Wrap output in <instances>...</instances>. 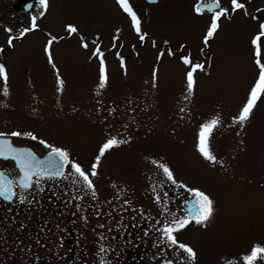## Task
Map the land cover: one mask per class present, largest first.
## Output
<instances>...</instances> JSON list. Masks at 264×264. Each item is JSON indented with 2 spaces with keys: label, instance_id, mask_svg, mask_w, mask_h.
Returning <instances> with one entry per match:
<instances>
[{
  "label": "rangeland",
  "instance_id": "374dc122",
  "mask_svg": "<svg viewBox=\"0 0 264 264\" xmlns=\"http://www.w3.org/2000/svg\"><path fill=\"white\" fill-rule=\"evenodd\" d=\"M18 1L0 0V64L8 75L7 81L0 76V133H31L36 140L11 137L35 146L39 140L57 145L89 175L108 139L126 141L100 157L97 175H90L95 195L67 164L55 194L56 227L46 216L39 223L41 246L48 237L55 245H65L70 189L79 216L91 210L107 173L113 177L115 172L149 171L146 166L156 172L157 163L166 164L187 188L213 200L215 223L209 242L200 244V264L218 261L219 253L228 257L254 244L264 246V94L248 121L234 122L260 71L253 39L264 19L246 10L263 6L264 0H240L245 8L236 11L231 0H221L229 13L207 44L214 11L197 13L199 0H163L143 23L157 42L164 39L167 44L155 46L148 39L136 51L131 17L119 0H48L40 13L21 10ZM68 25L78 31L70 33ZM53 37L50 63L46 49ZM183 44L184 50L177 51ZM184 57L192 63L186 64ZM259 59L264 63V37ZM195 64L203 68L193 73L195 86L189 92L187 73ZM102 67L108 75L104 88L99 87ZM213 118L219 119L209 137L215 163L198 150L201 126ZM17 203L15 198L8 207V222L14 225L9 245L27 246L33 242L37 218L32 206L15 213ZM178 207L177 201L166 200L164 214L174 218L171 209ZM17 233L28 242L12 239Z\"/></svg>",
  "mask_w": 264,
  "mask_h": 264
},
{
  "label": "flooded vegetation",
  "instance_id": "af4514ba",
  "mask_svg": "<svg viewBox=\"0 0 264 264\" xmlns=\"http://www.w3.org/2000/svg\"><path fill=\"white\" fill-rule=\"evenodd\" d=\"M143 1L140 3L134 0L132 6L141 22L140 31L137 32L131 20L134 35L131 46L135 51L137 45H145L148 39L155 46L164 47L167 44L164 43V39L157 42V38L144 26L151 8L163 0ZM16 5L19 8L18 3ZM32 11L37 13L43 11V6L39 5L38 0L33 1L31 10L27 12ZM246 11L249 16L264 19V5ZM141 12L144 15H141ZM141 36H144L143 40ZM185 45L183 44L177 51H183ZM202 55L207 53L202 51ZM7 137H10L14 145L27 146L37 155H43L51 150L40 142L38 146H35L19 143L11 136ZM52 148L60 147L55 145ZM146 168L149 171L115 172L113 177L111 173H107L105 180L97 188V199L91 203L92 207H88L91 210H86L79 216L76 214L73 192L70 189L66 196L65 245L63 247L55 245L51 237H48V242L41 246L39 233L42 216L50 218L49 221L53 219L51 226L56 227L55 219L58 209L55 194L56 189L61 186L62 177L49 175L33 177L34 181L39 182L34 183L33 187L24 193L28 199L24 203H20L17 199L18 203L13 210L15 213L20 215V212L32 206L33 214L37 218L35 226L33 225L36 235L32 238L33 245H9V228L14 225L13 222H8L12 214L8 207L15 198L11 202L0 198V264H200L201 257L198 250L202 242H209L210 229L215 223L213 214L204 224L193 221L187 228L175 233L179 243L187 244L196 251L197 258L194 262L186 252L179 249L178 245H171L166 241L161 243L162 234L159 229L165 225H173L176 219L189 217L184 206L185 201L193 196L188 191L184 195L183 191L190 188L181 187L184 184L177 179H174V183L159 167H156L158 168L156 172H152L151 167L146 166ZM0 171L7 173L10 177H18L20 173L15 161L10 157L7 159L0 157ZM117 175L122 177L121 180H116ZM137 177L139 180H136ZM17 191L20 190L17 189ZM158 196L159 200H157ZM166 200L177 201L179 204L178 211L176 208L171 209V212H175L174 218L164 214ZM95 202L96 205H94ZM58 215L62 216L59 212ZM79 217L81 220L77 219ZM191 226L192 229L189 228ZM14 237L22 244L24 241L28 242L25 235L21 237L17 233L11 238ZM189 237L192 238V244ZM101 248L104 251H101ZM252 248L253 246L249 250L235 251L228 257L219 253L218 261L206 264H245L243 258L250 254ZM255 264H264V259H258Z\"/></svg>",
  "mask_w": 264,
  "mask_h": 264
},
{
  "label": "snow or ice",
  "instance_id": "6c2138e0",
  "mask_svg": "<svg viewBox=\"0 0 264 264\" xmlns=\"http://www.w3.org/2000/svg\"><path fill=\"white\" fill-rule=\"evenodd\" d=\"M39 5L43 7H47L48 0H38ZM123 10L129 14L131 20L135 26L137 32L140 31V19L137 16L136 12L133 10L132 6L129 3V0H119ZM232 11H236L239 9H244L245 5L240 2V0H231ZM27 7L31 8L32 5L29 4ZM218 9V10H217ZM205 10L214 11V15L212 18V22L210 24L209 30L205 36V43L207 44L208 40L212 38L218 28L220 27V20L221 17L228 15L229 9L224 8L221 6V0H211V2H206V0H199V3L195 7V11L197 13H203ZM35 20L36 17H33V25L32 27L35 28ZM68 31L70 33H76L78 29L73 25H68ZM30 29H25V32L29 31ZM10 31V30H9ZM23 35V33H22ZM262 37H264V24H261L260 32L254 37L253 44L256 50V56L258 59L256 60L257 65L259 66V77L256 84L253 86L250 94L249 99L247 100L246 104L240 111L238 117L234 118V122L240 123L243 125L244 122L248 121L252 115L253 109L256 107L257 101L260 99L261 95L264 94V63H261L259 57L261 56V43ZM141 40L144 39V36L140 37ZM12 39H15L13 37ZM56 40V37H53L50 40L49 48L46 49L49 55V61L52 62L51 59V51L50 46L53 41ZM11 43V40L9 41ZM87 47V44L83 45ZM99 52V50H97ZM102 56V53L100 54ZM184 62L186 64H191V58L184 57ZM202 64H195L191 71L187 73V83H188V90L192 92L195 86V80L193 73L197 69H202ZM155 75V74H154ZM0 76H3L4 80L7 81L8 75L4 68L3 64H0ZM108 81V75L106 68L102 67V75H101V83L99 85L100 88H104ZM62 84L63 81H60ZM219 119L213 118L211 121L203 124L201 126V131L199 134V144L198 150L203 155L205 159L211 162H217L216 156L211 152L209 148V137L213 131V129L218 125ZM5 133H0V137L5 136ZM21 135H26L31 137V139L36 140L37 137L31 133H21V132H12L11 136L19 137ZM126 141L117 140L116 138L108 139L101 147L100 154L97 156V164L92 166L91 176H96L97 173L95 171L100 157L105 154L108 150L113 148L114 146H118L119 144L125 143ZM42 144H46L45 141H40ZM51 149L49 153V157L46 161L39 160L35 153H33L30 149L24 148H17L14 147L9 140L0 139V157L9 158L11 157L17 163V168L21 173L18 177H9V175L5 172L0 171V198L4 199L5 201L11 202L14 198H17L20 203H24L28 197L24 195L25 192L30 190L33 187L34 183H38L39 181H34L33 177L43 176L45 174L49 176H57V177H64L65 172L64 168L66 164L71 163L72 167L74 168L75 173L78 177L82 178L83 183L86 185L87 188L92 189L93 195H95V189L93 185V181L90 179V175L85 172L82 166L79 163H75L71 161L69 157V153L61 148H52L51 145H47ZM157 163V162H154ZM157 166L166 174V176L173 180L175 183L173 172L166 164L157 163ZM181 187H186L181 185ZM19 189L20 191H17ZM190 195L193 196L195 199L194 207L196 212L194 215L185 218H179L173 221V225H165L161 231V243L165 241L171 245H178L179 249L183 250L188 254V257L191 261H195L197 258L196 251L189 245L184 243H179L175 233L178 231L186 228L190 223L195 221L197 224H204L208 221L212 214H213V200L203 191L199 189H187ZM160 197H157L159 200ZM187 203V201H185ZM101 251H104L101 248ZM245 264H255L258 259H264V246L259 244L254 245L250 254L244 256Z\"/></svg>",
  "mask_w": 264,
  "mask_h": 264
},
{
  "label": "water",
  "instance_id": "95a60500",
  "mask_svg": "<svg viewBox=\"0 0 264 264\" xmlns=\"http://www.w3.org/2000/svg\"><path fill=\"white\" fill-rule=\"evenodd\" d=\"M33 1L34 0H20L19 2H18V6H19V8H21V9H23V10H25V11H29L31 8H29V7H27V5H29V4H33ZM147 1H155V0H147ZM206 2H211V0H207ZM199 3V2H198ZM197 3V4H198ZM196 4V5H197ZM196 5H195V7H196ZM205 11H208V10H205ZM0 139H6V140H9L10 141V137H7V136H3V137H0ZM11 142V141H10ZM11 144L14 146V147H17V148H24V149H30L29 147H26V146H18V145H14L12 142H11ZM51 152V150L50 151H48V152H46L45 154H43V155H41V156H39V155H37L35 152H33V153H35L36 154V156H37V158L39 159V160H42V161H46L47 159H48V157H49V153ZM11 158V157H10ZM15 161V160H14ZM15 163H16V161H15ZM16 165H17V163H16ZM66 166V165H65ZM65 169V168H64ZM21 174V173H20ZM19 174V175H20ZM45 175H47V174H45ZM48 176V175H47ZM10 177V176H9ZM187 201V203H185V206H184V208H185V210H186V212L191 216V215H194L195 214V212H196V209H195V207H194V204H195V199L192 197L191 199H188V200H186Z\"/></svg>",
  "mask_w": 264,
  "mask_h": 264
}]
</instances>
